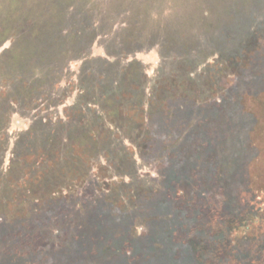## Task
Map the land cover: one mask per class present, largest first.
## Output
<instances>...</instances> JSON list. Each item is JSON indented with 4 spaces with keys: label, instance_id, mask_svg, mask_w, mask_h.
<instances>
[{
    "label": "trees",
    "instance_id": "16d2710c",
    "mask_svg": "<svg viewBox=\"0 0 264 264\" xmlns=\"http://www.w3.org/2000/svg\"><path fill=\"white\" fill-rule=\"evenodd\" d=\"M145 7L144 0H103L102 4L98 0H0V264H138L135 259L143 257L146 248L144 243L138 247L137 237L148 230V189H137L128 200L132 204L123 209L114 204L111 209L101 208L102 197L96 193L103 194V189L93 171L96 161L88 157L95 151L87 150L88 143H93L90 139H97L110 144L105 146L109 155L119 154L134 144L130 136L134 127L145 128L140 124L126 129L133 119L118 121L116 106L123 104L133 88L132 69L139 54L149 50L158 34L163 36L158 27L147 34L134 30L148 16L142 12ZM259 18H248L241 30L231 26L236 31L230 36L229 57L245 50L241 43L245 37L257 41L250 34L259 31ZM259 41L249 68L241 76L228 77L233 79L228 104L223 106L218 99L215 115L199 117L190 125L203 133L198 141L184 142L189 147L193 144L192 150L179 142L184 165H191L192 180L179 177V182L173 181L179 184L174 195L178 197L167 206L189 219V231L181 236V228H174L168 237L172 245L188 249L192 264H264V193L254 177L259 178L256 169L262 146L255 134H259V110L264 103L258 80L264 75V36ZM216 43L222 45L219 38ZM237 60L233 57L235 66ZM93 61L102 67L89 76ZM84 82H88L86 87ZM246 90L252 94L245 104ZM185 95L179 109L189 119V107L197 98L187 91ZM108 101L116 110H106ZM253 102H259L258 106ZM212 120L222 127L221 139L209 134ZM97 124L104 129L95 138L88 133ZM249 156L253 157L248 166L252 170L248 168L244 180L242 163ZM139 164L135 161L128 177L143 182L147 174ZM198 177L209 185L203 184L200 194ZM224 185L231 192L226 198L217 188ZM121 187L114 193L122 194ZM86 193L95 194L91 201L85 200ZM98 214L106 216L98 221ZM109 223L114 224V234L108 230L106 239L94 236L100 228H109ZM130 244L134 249L130 259L117 258ZM176 250L179 247L170 254Z\"/></svg>",
    "mask_w": 264,
    "mask_h": 264
},
{
    "label": "rangeland",
    "instance_id": "374dc122",
    "mask_svg": "<svg viewBox=\"0 0 264 264\" xmlns=\"http://www.w3.org/2000/svg\"><path fill=\"white\" fill-rule=\"evenodd\" d=\"M98 1L101 4L103 3V0ZM144 1L148 7H145L146 10L142 12L148 16H145L144 20L138 23L140 25V27H137L138 30H134L138 32L143 31L144 34H147L149 31L153 32L157 30L158 27L161 28L158 30L161 31L160 33L163 32V36L160 37L158 34L157 38H154L153 43H150L149 50L139 54V58H137L138 64L137 66L133 65L134 68L132 69V75L134 76L133 88L125 100L124 98L120 100V103L124 100L123 104L121 106L116 104V106L119 107L120 112L117 117L118 121L124 117L133 119V122L126 129L130 130L133 128L131 126L140 124H143L145 128L134 127L130 133L134 144L129 145V150L123 147V150L119 154L109 155L105 146L110 147V144L106 143V141L101 142V140L90 139V142L93 143H88L91 145L87 152L91 153L95 151L91 153L93 156L88 157L92 158V162L96 161L93 171L98 176L97 185L103 189V194L96 193V197L98 195L102 197L99 199V206L101 208L104 206L111 209V206L114 204L123 209L130 203L128 200H131L132 194L137 189L146 187L149 191L147 195L151 199V203L145 213L147 216L145 221L149 220L148 230L140 231L137 237L140 239L138 240V247L144 243L146 252L144 251L142 253L143 257L136 258L135 261L138 264L143 263L142 261L146 264H192L190 260L193 257L188 254V249L179 243H173L176 246L172 245L168 237L170 232L172 235L174 228H181V236H185L186 231H189L187 229L189 219L184 218L180 213L178 217L176 215L177 209L174 211L171 207L167 206L170 203L172 205V202L176 200V196L178 197V195H174L179 190V184L174 185L173 181L179 182V177L181 179L192 180L190 177L192 174L191 165H184L186 163L184 162L185 157L182 153L183 144L179 146V142H187L189 138L192 143L198 141V137L201 138L200 135L203 133H198V126L190 127V125H194L199 117L200 119H202L201 117L207 119L210 114L215 115L217 111L215 105L218 103V99L219 104L223 106L228 104L229 100L226 97L231 92L229 91V83L233 81V79L228 77L241 76L246 71V68H249L251 54L258 48L260 44L259 39L261 40L264 36V0H260L263 3L262 6L254 4L255 0L252 2L250 0ZM108 3L112 4V1ZM243 5L245 6L243 7ZM128 12L130 13V10ZM257 16H260L259 19L262 20V25L256 23L259 25V31L250 34L253 37H258L257 41L253 43L252 38L247 39L245 37L241 41V43L244 41L245 50L242 53L229 57L232 54L231 49H229L230 36L232 34L235 35V28L241 30L248 24L246 22L248 18L253 21ZM122 21L126 22L127 19H122ZM233 24L235 28L231 27ZM251 25L254 26L255 23ZM217 38H219V43L222 45H217ZM219 49L224 52V55L221 54ZM234 52L235 50H233ZM233 57L235 59L237 57V61H239L238 66H235L236 63H234ZM90 66L87 70L89 76L98 73L97 69H101L102 67L96 61H93V65ZM258 80L260 86L259 93L264 98V75ZM87 83L84 82L82 85L86 87ZM88 85L90 86L91 83ZM195 87L196 92L192 91ZM186 91L188 95H193L197 98V102L194 105L191 102L192 106L189 107L191 109L190 113H192L189 119L185 115L186 111L184 112L183 108L179 109L180 100L185 101L186 99ZM251 94V90L245 91V98L243 100L245 104ZM107 103V111L116 110L115 104L111 105L109 101ZM253 104L258 106L259 102H253ZM263 105L264 103H262L260 106L261 110H259L261 114V120H259L258 125L259 134H255L257 141L262 146L259 166L256 169L259 178L254 176L255 183L259 181L258 188L261 193H264ZM182 106L184 107V105ZM123 123L126 124V122ZM211 124L213 127L208 129L210 136L221 139L223 135L219 131L222 127H219L217 122L213 120ZM92 127H95L97 130L93 129L88 134L95 138L101 137L100 128H103V125L97 124L92 125ZM214 130L216 131L214 132ZM192 133L193 136L190 137ZM86 140L88 141V139H84L83 141ZM184 144L188 145V151L193 145L190 144L189 147V143ZM97 146L99 147L98 150H96ZM137 151L138 155L136 154ZM131 154L136 155L137 159L133 161ZM126 160L128 162L125 165ZM135 161H138L139 165L145 166V171L143 172L147 175L143 176V182L136 181L135 179L133 181L131 177H128V173L132 172L130 168L135 164ZM252 161L253 157L249 156L242 163L244 180L248 179V176L246 177L248 168L252 170L251 167H248ZM254 167H257V165ZM131 169L133 170V167ZM245 172L247 173L245 174ZM204 178L210 180L209 175L204 176ZM168 181H172L173 185L164 186L163 183ZM203 184L209 188L208 183H205L204 179L200 178L198 185H201V187L196 186V191L199 194L202 191ZM229 185L217 187L223 193L224 198L231 193L228 190L230 188H226ZM118 187H121L120 191H122V194L120 195L114 193ZM244 188H247L246 184H244ZM125 189L130 190L129 193L124 191ZM94 195L93 193H86L85 200L91 201ZM155 197H161V199L158 200ZM243 198L247 204L249 198L246 195ZM162 199L166 200L163 205H161ZM262 206L264 207V197L262 199ZM109 212L111 211L107 210V213ZM98 215L96 217L93 215L98 221L104 219L106 216ZM109 219L113 221L111 217ZM249 221L251 219L246 220V222ZM246 222H243V226L246 225ZM109 224L111 225L109 228H100L94 236L106 239L104 232L108 230L114 234V224ZM261 230H264V226H261ZM176 247H179V250L170 254L173 248ZM127 248L128 251L123 250L121 254L116 255L117 258L123 260L126 256V258L130 259L131 251L134 249L131 244Z\"/></svg>",
    "mask_w": 264,
    "mask_h": 264
}]
</instances>
